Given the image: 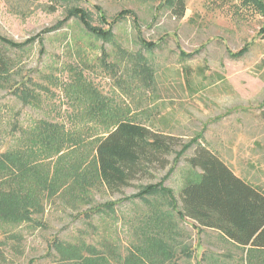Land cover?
I'll use <instances>...</instances> for the list:
<instances>
[{
  "label": "rangeland",
  "instance_id": "374dc122",
  "mask_svg": "<svg viewBox=\"0 0 264 264\" xmlns=\"http://www.w3.org/2000/svg\"><path fill=\"white\" fill-rule=\"evenodd\" d=\"M49 4L0 0V34L23 42L65 20L70 6L90 11L92 26L104 29L92 5L109 20L127 14L114 24L110 41L94 38L70 18L44 35L42 54L37 44L9 52L22 74L30 70L46 91L32 86L37 98L24 105L0 89V152L16 141L13 122L26 128L46 121L67 135L64 155L86 173L93 170L94 138L106 122L132 121L172 138L173 151L198 137L235 175L264 192V34L258 33L264 16L250 3L184 0L180 17L165 0H69L47 12ZM142 40L154 47H142ZM245 44L243 57L230 56ZM195 147L176 161L174 154L167 156L165 168L118 193L92 178L82 187L70 183L43 201V212L32 222L1 228L0 264H73L61 260L50 247L53 241L83 255L92 247L110 264L126 258L137 264H264V251L242 249L217 231L197 228L163 198L130 199L163 180L180 204L179 192L194 175L186 160ZM107 202L113 207L95 210Z\"/></svg>",
  "mask_w": 264,
  "mask_h": 264
},
{
  "label": "trees",
  "instance_id": "16d2710c",
  "mask_svg": "<svg viewBox=\"0 0 264 264\" xmlns=\"http://www.w3.org/2000/svg\"><path fill=\"white\" fill-rule=\"evenodd\" d=\"M47 12H53L55 4L69 0H50ZM264 16L262 0H245ZM171 3L174 14L183 15L184 0H165ZM96 20L107 26H92L93 14L87 9L70 6L66 10L65 20L57 22L53 28L42 30L23 42H16L0 34V89L7 90L24 105L33 104L37 98L32 86L46 91L45 86L36 85L30 76L22 74L17 58L9 52H23L37 44L39 53L44 52V35L55 31L67 20L74 18L89 34L96 39L112 40L114 24L126 19L127 12H120L108 19L101 7L92 5ZM132 23L137 27V18L131 12ZM264 34V26L258 31ZM144 48H153L154 43L141 42ZM249 51L245 44L238 52L230 53L234 59L243 57ZM181 56L190 54L181 52ZM110 120V119H109ZM51 123L38 122L33 126L21 128L18 123L10 127L16 140L14 145L0 152V231L5 226H19L30 223L34 215L43 212V201L52 198L70 185V183L86 186L90 178L105 186L114 194L132 186V181L150 175L154 170L168 165L167 156L174 154L178 160L189 148L196 145L194 154L186 163L194 172L181 188L178 204L172 191L166 188L164 181L147 184L131 196L146 200L155 196L163 198L166 205L177 211L180 218L186 219L199 229L217 231L234 246L242 249L264 251V192L250 182L238 177L219 157L205 145L198 144V137L173 151L174 140L163 134H157L147 126L135 122L120 120L106 122L102 134L95 137L93 149V170L81 172L79 165H70L64 155V143L69 139L60 133ZM18 132V135H17ZM0 131V136H1ZM2 138L0 137V142ZM55 158L54 162L50 159ZM172 171V170H171ZM171 171L165 176L168 178ZM198 171V172H197ZM107 202L95 207L101 211L112 208ZM61 257V260H72L73 264H110L103 256L94 255V249L62 246L53 241L50 246ZM134 260V259H133ZM138 260L130 258L124 264H137Z\"/></svg>",
  "mask_w": 264,
  "mask_h": 264
}]
</instances>
